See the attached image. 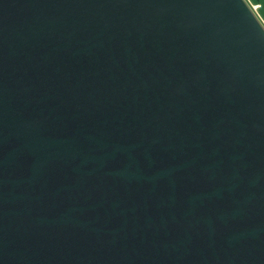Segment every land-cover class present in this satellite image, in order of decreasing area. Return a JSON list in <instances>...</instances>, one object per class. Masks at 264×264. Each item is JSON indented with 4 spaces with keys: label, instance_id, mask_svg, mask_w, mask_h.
Wrapping results in <instances>:
<instances>
[{
    "label": "water",
    "instance_id": "water-1",
    "mask_svg": "<svg viewBox=\"0 0 264 264\" xmlns=\"http://www.w3.org/2000/svg\"><path fill=\"white\" fill-rule=\"evenodd\" d=\"M0 264H264L246 0H0Z\"/></svg>",
    "mask_w": 264,
    "mask_h": 264
},
{
    "label": "crops",
    "instance_id": "crops-1",
    "mask_svg": "<svg viewBox=\"0 0 264 264\" xmlns=\"http://www.w3.org/2000/svg\"><path fill=\"white\" fill-rule=\"evenodd\" d=\"M249 5H257L255 10L257 17L264 25V0H246Z\"/></svg>",
    "mask_w": 264,
    "mask_h": 264
},
{
    "label": "built area",
    "instance_id": "built-area-1",
    "mask_svg": "<svg viewBox=\"0 0 264 264\" xmlns=\"http://www.w3.org/2000/svg\"><path fill=\"white\" fill-rule=\"evenodd\" d=\"M251 8L253 9V11L255 12L256 8H257V5H250ZM256 13V12H255Z\"/></svg>",
    "mask_w": 264,
    "mask_h": 264
}]
</instances>
